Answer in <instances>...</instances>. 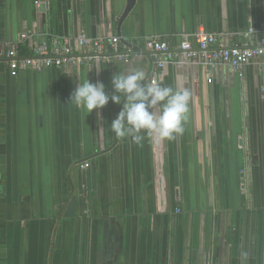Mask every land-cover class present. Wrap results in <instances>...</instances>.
<instances>
[{"label": "crops", "instance_id": "crops-1", "mask_svg": "<svg viewBox=\"0 0 264 264\" xmlns=\"http://www.w3.org/2000/svg\"><path fill=\"white\" fill-rule=\"evenodd\" d=\"M201 29L242 44L264 29V0H0V55L119 39L79 70L12 71L0 57V264H264V58L211 83L202 66H165L156 82L192 95L184 133L162 143L117 140L120 105L70 104L86 80L108 93L119 73L149 81L144 41Z\"/></svg>", "mask_w": 264, "mask_h": 264}, {"label": "built area", "instance_id": "built-area-1", "mask_svg": "<svg viewBox=\"0 0 264 264\" xmlns=\"http://www.w3.org/2000/svg\"><path fill=\"white\" fill-rule=\"evenodd\" d=\"M257 35V36H256ZM32 34L21 35L22 41L32 38ZM244 42L233 46H216V38L213 34L204 30H198L191 34L181 35L176 46H171L166 40L159 37H150L144 41L145 48L154 57V68L150 81H156L158 73L167 65L178 66H202L208 71L207 82H212L213 72L217 70H231L239 79L243 77V69L250 63L259 64L264 58V29L255 31L249 29L243 34ZM256 37L257 39H252ZM119 42L117 37L109 40L106 37L90 39L80 33L69 45V40L53 38L40 40L37 47L32 49L30 56H20L16 45H7L0 57L5 58L9 69H29L41 72L49 68H71L79 70L93 61L100 59L107 44L115 47ZM131 48H126L123 55L115 54L120 61L127 62ZM101 59H106L104 56ZM87 167L88 164L84 163ZM81 165V167H84Z\"/></svg>", "mask_w": 264, "mask_h": 264}, {"label": "clouds", "instance_id": "clouds-1", "mask_svg": "<svg viewBox=\"0 0 264 264\" xmlns=\"http://www.w3.org/2000/svg\"><path fill=\"white\" fill-rule=\"evenodd\" d=\"M111 84L113 90L108 93L103 83H79L70 96V104L83 108L88 115L109 102L120 105L121 110L108 129L117 140L131 139L141 144L147 137L162 143L184 133L192 95L188 88L146 81L141 70L113 75Z\"/></svg>", "mask_w": 264, "mask_h": 264}, {"label": "water", "instance_id": "water-1", "mask_svg": "<svg viewBox=\"0 0 264 264\" xmlns=\"http://www.w3.org/2000/svg\"><path fill=\"white\" fill-rule=\"evenodd\" d=\"M72 205H74V203L72 202ZM69 211H71V206H70V209H69Z\"/></svg>", "mask_w": 264, "mask_h": 264}, {"label": "trees", "instance_id": "trees-1", "mask_svg": "<svg viewBox=\"0 0 264 264\" xmlns=\"http://www.w3.org/2000/svg\"><path fill=\"white\" fill-rule=\"evenodd\" d=\"M24 53V52H23Z\"/></svg>", "mask_w": 264, "mask_h": 264}]
</instances>
